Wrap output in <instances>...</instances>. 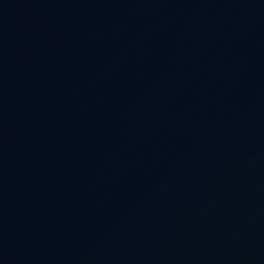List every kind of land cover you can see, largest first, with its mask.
Wrapping results in <instances>:
<instances>
[{"label":"water","instance_id":"water-1","mask_svg":"<svg viewBox=\"0 0 264 264\" xmlns=\"http://www.w3.org/2000/svg\"><path fill=\"white\" fill-rule=\"evenodd\" d=\"M59 264H264V0Z\"/></svg>","mask_w":264,"mask_h":264}]
</instances>
